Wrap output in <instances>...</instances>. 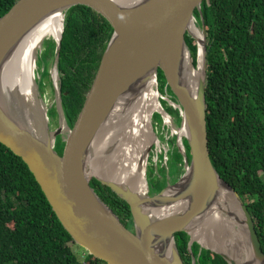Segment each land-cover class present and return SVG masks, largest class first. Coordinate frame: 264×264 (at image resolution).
Segmentation results:
<instances>
[{
	"label": "water",
	"instance_id": "water-1",
	"mask_svg": "<svg viewBox=\"0 0 264 264\" xmlns=\"http://www.w3.org/2000/svg\"><path fill=\"white\" fill-rule=\"evenodd\" d=\"M203 1L18 0L0 18V143L28 166L73 242L106 264H184L175 239L179 232L189 236L191 252L198 243L200 249L220 255L227 264H264V252L247 205L221 178L210 157L207 35L204 18L201 16L200 26L195 18L196 10L202 13ZM76 6L92 8L102 15L113 34L74 125L69 127L60 102L59 118L50 120L47 108L36 130L25 112L17 109L18 102L25 106L23 98L12 89L14 95L8 92L4 73L23 41L43 22L59 16L60 37L48 39L56 45L53 69L57 79L52 76V83L62 101L60 48L66 13ZM193 28L203 35L201 41ZM186 35L196 41V65ZM159 70L181 119L179 127L174 121L170 126L177 130L184 172L175 183L168 182L159 193L152 194L146 181L151 146L146 151V163L138 164L146 181L145 192L102 179L97 173L108 169L127 123L146 99L147 89L155 88L154 95L159 96ZM161 107L160 112L173 119ZM55 124L57 128L53 129ZM152 125L150 121L156 139ZM183 140L189 146L190 160ZM94 177L127 202L132 228L126 227L98 196L91 186ZM227 197L236 212L228 209ZM221 218L242 233L248 253L244 257H236L232 249L215 250L202 238L210 230L217 241L230 240L228 230L217 225L216 219ZM192 258V264H196V257Z\"/></svg>",
	"mask_w": 264,
	"mask_h": 264
},
{
	"label": "trees",
	"instance_id": "trees-1",
	"mask_svg": "<svg viewBox=\"0 0 264 264\" xmlns=\"http://www.w3.org/2000/svg\"><path fill=\"white\" fill-rule=\"evenodd\" d=\"M17 1L0 0V18ZM201 16L209 61L206 100L211 161L247 205L264 252V0H204L201 15L195 11L199 26ZM112 34L109 22L92 8L76 6L66 13L59 72L62 106L70 127L84 105ZM186 42L196 65V41L186 35ZM158 83L159 91L171 95L161 70ZM165 111L179 127L178 110L168 107ZM183 144L190 160L189 146L185 140ZM161 171L151 184L152 194L183 174L184 157L178 148L172 150L171 159L161 161ZM97 174L108 180L100 170ZM91 186L120 221L132 228L127 202L95 177ZM175 239L184 264H192V255L196 264H227L220 255L200 249L198 243L191 252L184 232ZM72 243L28 166L0 143V264L105 263L90 254L82 263Z\"/></svg>",
	"mask_w": 264,
	"mask_h": 264
},
{
	"label": "bare ground",
	"instance_id": "bare-ground-1",
	"mask_svg": "<svg viewBox=\"0 0 264 264\" xmlns=\"http://www.w3.org/2000/svg\"><path fill=\"white\" fill-rule=\"evenodd\" d=\"M61 30L62 21L59 16H53L43 22L19 46L4 73V83L8 87V92L12 95H14V92H18L19 97L21 99L23 98L22 101L25 106L18 102L17 109L25 112V116H28V119L30 118V121L34 123L36 130L40 129V122L43 121L44 112V106H42L37 97L34 80L37 50L42 39H48L47 37H43L48 35L50 37L52 36V38L59 39ZM192 31L201 41L203 35L200 31L195 28H193ZM199 73L200 68L194 74L195 79L198 78ZM52 76L57 79V71L55 69L52 70ZM157 103L158 96L153 95V89L149 87L147 89L145 101L139 106L132 119L134 120L133 124L131 122L132 128H128L126 125L123 131V139L118 149L113 154L108 169L105 173L102 169H99L108 180L125 183L137 192L146 191V181L143 171L138 168V164L146 163V151L151 146L152 141L155 140L150 126V116ZM151 105L153 107H150ZM149 108L151 109L150 111ZM226 203L228 209L234 210L235 212L237 211L230 197L226 198ZM221 219H216L217 225L228 230L230 240L226 239L225 242H219L210 230L204 233L202 238L215 250L227 251L228 249H232L236 257H244L248 253L246 252V242L245 239H243L242 233L238 231L230 221L224 219H222V221Z\"/></svg>",
	"mask_w": 264,
	"mask_h": 264
},
{
	"label": "rangeland",
	"instance_id": "rangeland-1",
	"mask_svg": "<svg viewBox=\"0 0 264 264\" xmlns=\"http://www.w3.org/2000/svg\"><path fill=\"white\" fill-rule=\"evenodd\" d=\"M199 27V26H198ZM52 38V36H45L43 38ZM52 40L51 39H44L38 48L37 52V58H36V72L34 76L35 80V87L37 89V97L39 100H41L42 106H44V111L48 108V117L50 120H57L59 118V91L57 90V87H55L52 83V70L54 65V55H55V49L52 46ZM51 76V77H50ZM49 77V78H48ZM46 81V82H45ZM53 91V92H51ZM155 92V88L153 91V95ZM166 95L165 90L160 91V94L158 96V103L155 106V109L151 112V125L154 131V134L157 136L156 141H152L151 144V152L148 157V165H147V177L146 181L148 186L152 182H155L157 180L158 175L162 173L161 171V161H167L171 159V152L174 148L180 147L179 141L177 139L178 134L176 133L177 130L171 127L170 125L173 123V119L171 117L167 116L165 113H161V104L163 108H167V104L163 99H168ZM171 97V96H169ZM62 99V98H61ZM172 103L173 101L170 100ZM173 105V104H172ZM49 106V107H48ZM150 107H153L152 105ZM174 107V106H173ZM58 108V109H57ZM151 109L149 108V111ZM161 113V114H159ZM156 114L160 115V118L157 117ZM155 115V117H154ZM142 121V120H141ZM131 122L133 124L134 120L129 121L127 124L128 128H132ZM56 125V124H55ZM53 129L57 128L56 126H52ZM70 127V126H69ZM165 127H169L168 130L165 129ZM71 128V127H70ZM176 136L175 140H172V136ZM171 141V143H170ZM58 149H61V144L59 142ZM149 181V183H148ZM72 250L78 257L79 261L82 263H86V258L88 256V252L85 251L83 248L79 247L75 243L71 244ZM204 249V248H202ZM206 250V249H205ZM87 264V263H86ZM93 264H105V263H96L93 262Z\"/></svg>",
	"mask_w": 264,
	"mask_h": 264
},
{
	"label": "flooded vegetation",
	"instance_id": "flooded-vegetation-1",
	"mask_svg": "<svg viewBox=\"0 0 264 264\" xmlns=\"http://www.w3.org/2000/svg\"><path fill=\"white\" fill-rule=\"evenodd\" d=\"M166 85H167V83H166ZM167 87H168V86H167ZM168 89H169V88H168ZM169 90H170V89H169ZM165 92H166V95H165V96H167L168 99H165V100L163 99V101H165L166 104L168 105L167 108H168V107H173V105H172L173 103L170 102V100H172L173 102L175 101L174 98H173V94H172V92L170 91L172 96L169 95V94L167 93V91H165ZM169 96H171V97H169ZM173 108H174V107H173ZM174 109H175V108H174ZM165 129L168 130L167 127H165ZM173 136H174V135H173ZM173 136H172V137H173ZM59 139H60V144H61V146H62V139H61V137H59ZM144 139H145V138H144ZM61 148H62V147H61ZM177 148H178L179 152L181 153V151H180V147H177ZM167 180H168V179H167ZM168 182H169V181L166 182V186H167ZM192 263H193V260H192Z\"/></svg>",
	"mask_w": 264,
	"mask_h": 264
}]
</instances>
